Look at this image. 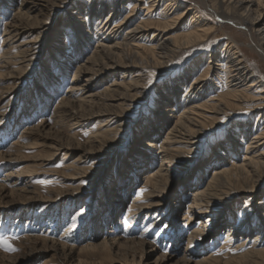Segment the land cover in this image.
Masks as SVG:
<instances>
[{
    "label": "rangeland",
    "instance_id": "obj_1",
    "mask_svg": "<svg viewBox=\"0 0 264 264\" xmlns=\"http://www.w3.org/2000/svg\"><path fill=\"white\" fill-rule=\"evenodd\" d=\"M177 1L173 7L169 0H126L116 14H110L111 6H103L104 0H53L48 11L38 14L45 4L38 0L40 5L25 17L33 25L32 32L9 39L4 28L16 10H29L22 0H0V97H5L0 98V238H6L14 249L0 241V264H184L186 248L191 253L190 264H264V251L252 254L264 249V170L253 177L245 161L247 143L264 126L263 112L254 109L256 100L231 102L219 119L206 122L190 149L173 159L172 177L162 186L163 203L157 211L149 215L143 209L136 214L139 211L132 207L138 197L143 205L156 200L145 194L163 162L157 158L158 143L170 135L185 112L183 103L173 107V99L200 88L204 89L200 99L192 98L199 104L226 100L218 99L230 90L221 56L230 48L229 36L245 52L254 78L264 77V57L256 46L260 39L250 35L243 16L233 13L227 2ZM91 4L99 14L91 19V26H85ZM77 5L81 10L70 22ZM189 5L195 9L178 19ZM166 10L168 14L176 11L169 20L162 15ZM129 14L117 41L139 23H153L143 37L126 40L132 46H127L126 53L137 51V43L141 46L136 52L138 61L150 63H138L136 70L142 76L124 73L119 65L108 67L107 55L95 49L97 29L109 21L106 29L111 30ZM196 14L205 21L206 31L214 28L207 40L188 48L174 47L161 57L153 53L150 48L156 46L164 24H171L162 33L173 38L172 45L186 43L194 31L192 24L197 23L191 22ZM34 45L36 53L24 65L19 64L22 51ZM118 51L124 56L120 48ZM121 54L118 64L124 60ZM4 56L13 60L7 68L1 67ZM94 58L100 64L94 79L87 72L77 79L78 66L90 64L87 61ZM208 65L212 71L202 88L194 81L206 75ZM137 76H141L140 88L125 100L126 88ZM75 81L93 85V92L104 93L105 99L78 109L86 115L80 124H74L68 115L57 121L54 113L61 115V102L76 100L83 92L69 90ZM108 110L117 113L115 120ZM97 111L104 114L90 116ZM108 120L115 129L104 141L94 142L97 126ZM244 130L245 138L241 136ZM143 137L150 141L148 145H140ZM56 142L65 148L52 155ZM215 158L221 162L215 163ZM215 168L232 176L242 168L243 175L236 180L224 178V191L211 203L212 213L220 215L202 227L212 218L200 213L201 223L206 224L200 226L195 219L190 222L187 206L194 190L205 188L213 178ZM183 181L191 186L184 188ZM251 208L254 212L245 222ZM198 226L204 228L201 241L192 237ZM227 233H232L230 241ZM257 235L261 239L255 241Z\"/></svg>",
    "mask_w": 264,
    "mask_h": 264
},
{
    "label": "bare ground",
    "instance_id": "obj_2",
    "mask_svg": "<svg viewBox=\"0 0 264 264\" xmlns=\"http://www.w3.org/2000/svg\"><path fill=\"white\" fill-rule=\"evenodd\" d=\"M52 1L53 0H45L44 6H42L40 8V10L37 11V13L38 14H44L43 12L48 11L49 8L51 7L50 4ZM125 1L126 0H109V1L104 0L103 6H106V7L109 6V8L111 6L110 14H112L114 12L117 13L118 10H120V6ZM176 2H178V1L177 0H169V5L170 6L173 5V7H174L176 5ZM200 2L203 5H206V0H200ZM223 2H227L230 5V7L232 8L233 13H235L238 17L243 16V19L245 21L244 24H246L248 26V28L250 29L249 33L251 36L256 35L259 37L260 45L258 44L256 46L258 47V50L260 51L261 55L264 57V47H263L264 46V3H261V2H264V0H223ZM223 2H221V3L223 4ZM21 4H22V6H25V7L27 6L28 7L27 9L29 11L26 12V11L22 10V7H20L18 5L20 7V9L18 8V10H16L17 12L15 15H13L14 18H13L12 22L8 23V25L6 24L7 26H5V28H4V33L7 34L9 39H18L19 37L23 36L24 34L32 32L31 29L33 28V25H29L28 22L25 21V17H28L30 15V12H32V10L37 5L39 6L40 4L38 3V0H22ZM154 6H155V4H153L151 9H153ZM79 9L81 10L79 5H77V8H75V10H73V12L70 13V15H71L70 16L71 19L69 17L70 22L73 21L74 16H76L77 10H79ZM87 9H91V11H90L91 13L89 12V15L86 18L85 26H91L92 25L91 19L95 18V16L97 14H99V11H98V8H96V7L94 8V6H92V4ZM194 9L195 8L192 7V5L187 6L185 11L178 15V19H181L185 12H190ZM212 11H213L214 15H216L217 17H221L220 12L215 11V10H212ZM116 13H114V14H116ZM174 13L168 14V10H166V13L162 14V15L164 16V18H167V20H169L168 18ZM110 14H109V18L107 20L110 19ZM131 15L132 14H129L126 16V18H123L120 21H118L112 27L111 30L106 29V26L108 25L109 21L105 22L100 28H98L97 29V33H98L97 35L99 36L98 37L99 38L98 39V47H95V49L97 48L96 53L104 52L107 55L109 61L105 62V64L108 67L116 68L119 65L121 70H124V73H128V72H134V73L138 72L139 73V71L136 70V68L138 66H140L139 65L140 63H142L144 65H148V64L150 65V63L148 62L145 64L144 63L145 61H142V62L138 61V59H140V58H137L138 53L136 54V52H138V49H141V46H139L137 43L134 44L135 48H137V51H135V52L131 51V52L126 53L127 52L126 51L127 46H129L128 49L130 47H132L131 45H129L130 41L127 42L126 40H127V38H129V40H130V38L133 40H136V38H138V37H143L145 35V31L150 29L151 27H153L152 26L153 23L151 24V23H148L146 21L143 22L144 24L139 23L137 26L126 30V34L122 38V41H117L118 33H120L119 30H121V28H125V26H127V25H125V19H129L131 17ZM200 17H202V16H200V14H196L195 19L192 17L191 22L193 23V21H194V23L195 22H197V23L192 24V28H194V31L192 33H190L188 40L183 45L177 46L176 43L172 45V41H174L173 38L170 36H165V33H162L164 31H166L168 24H169L168 23V24H164L163 27L164 28L166 27L165 29L161 30V28H160L158 35L161 37L158 39L156 46L151 47L150 49L153 50V53L156 56L159 55L161 57V55H164L165 53H167L169 50H171L174 47H177V48L187 47L188 48V46L196 45L199 42H203L205 39L207 40V38L210 37L211 33L214 31V28H211L210 30L206 31L205 30L206 27H204V24H203V23H205V21L203 22V19L202 18L200 19ZM196 19H198V20H196ZM38 21L39 20H36V22H38ZM169 25H171V24H169ZM186 38H187V35H186ZM229 40L231 41L229 43L230 48L226 51V53H224V55L222 53L221 56H222V58L224 57V59H222V60H223V62H225L226 67H227V75H228L227 80L229 79L228 88L230 90H228L229 91L228 94H224V95L220 96L218 99V100H220L222 98H226V100L225 101H219L218 103H215L214 100L216 101L217 99H213V100H210V103L207 101L206 103H200L199 104L198 101H195L192 98L197 99V97H199L198 99H200V96L204 93V89L200 90V88L197 91L194 89L190 90L189 93H191L193 91L190 96L188 95L189 93L186 92L182 98H179L178 100L173 99V101H172V102H174L173 107L177 106L178 102L183 103L185 112L178 118L176 124L171 129L172 131H171L170 135H167L160 143H158V149L159 150L157 151V158L161 159L163 162L160 163L158 169H156L157 171L153 174V179H152L153 181H151V184H150L151 186H149L150 190H148L149 192L147 194H145V195L151 197V200H153V199H156V200H153L155 202L152 201V203H149L147 205H143L140 202L138 203V201L141 199L138 197L135 200V203H133L134 206H132V207H134V210L136 209L139 211L136 214H139L140 211L143 209L149 210V213H148L149 215L152 212L157 211V207L163 203L162 198H160V191L163 188L162 186H165V185L167 186L168 182H170V180H171L170 178L172 177V172L170 170L172 169L171 164L173 162V159L175 157H177L182 151L189 150L190 147L193 145V143H195V141H197V138H198L199 134L201 133L202 128H204V126L206 125V122H209V121L214 120V119H219V115L226 113L225 109H227V107L230 106L231 102L232 103L235 102L236 104H241V103H244V101H248L249 99L256 100L255 101L256 104L254 106V109L260 110V112H263V114H264V77L260 76L258 79H257V77L254 78L256 73L250 68V66L248 65V61L243 56L242 53L244 51L242 52V50L238 47L239 45L236 46L233 43L234 40L231 36H229ZM10 42H11V40H10ZM96 45H97V43H96ZM27 47L28 48L26 49V51H24V52L22 51L23 55L18 60L19 64L24 65V63L27 62V58H29L34 53H36V51H34L35 45L34 46H27ZM119 48H120V51L123 52L124 56L118 51ZM98 50H99V52H98ZM131 50H132V48H131ZM6 54H7V52H6ZM120 54L124 57V60H123V62L121 61L122 63L118 64L117 62H118V57L120 56ZM100 56H102V55H100ZM4 57L6 60L4 62H2L1 67L7 68L8 64H10L13 60L10 58L7 59L6 56H4ZM101 58L103 59L104 57H101ZM87 62H89L90 64H82V66H80L81 65L80 64L79 65L80 67L78 66L79 69H78V71H76L77 72V74H76L77 79H78V76L83 72L88 73L89 79H94V77L96 76L97 72L95 71V67L98 65L100 66V64H98L96 58H94L93 61L88 60ZM101 66H102V64H101ZM103 67H104V65H103ZM148 67H150V66H148ZM211 71H212V66L208 65V67L206 69V75L201 76L200 78L196 79V81H194V82L196 84L201 83L202 84L201 87L203 88L206 84L205 82L209 80L208 74H210ZM139 74L141 75V73H139ZM135 75H134V77H136ZM140 77L134 78L135 81L134 80L130 81L131 84H130V86H128L126 88V91H125V96H124L125 100H129V93L137 91L140 88V86H139L141 84V78ZM77 79H75V80H77ZM92 86L90 84H88V85L80 84L79 82H76V81L74 83H72V87L69 89L70 91L76 90V89L79 91V89H80V90H83V92H82L80 98H78L76 100H63L61 102V105L59 106L60 108H62V112H60L61 115L56 113V112L54 113L56 120L62 121L61 119L63 118V116L68 115V117L71 116L73 118L72 120L74 121V124L82 123L84 121V118L86 115L82 116V114L78 111V109L81 110V108L85 104H90L93 101H95L96 99L97 100L105 99L103 97L104 93H102V94L99 92L94 93ZM75 94H77V93H75ZM127 94H128V96H127ZM176 94H177V92H174L173 96H175ZM78 96H79V94H78ZM0 98L2 99L5 97H3V95H1ZM110 98L112 99L113 96H111ZM177 98H178V96H177ZM172 102H170V103H172ZM172 109H171V111H172ZM209 112L211 114H208ZM106 113H108L109 116L115 120V118H116L115 115L117 116L116 112H114L113 110L112 111L108 110V111H106ZM102 114H104V113L97 111L95 113H91L90 116L93 117V116L102 115ZM110 126L111 125L109 123V120L108 121H102L97 126L98 130H96L97 133L94 136L93 141L97 142V143L99 141H104L107 138V136H109L113 132V130L115 129L114 127L110 128ZM241 134H242L241 136H243V138H245L247 136L246 135L247 131L244 130V132ZM141 139H142V141H141L140 145H142V146L148 145L150 143V141H143L144 137ZM247 144L248 145L246 147L245 161H247L246 164H248L251 168L250 171H248V172L253 173V177H258V176H260L261 172L264 170V126L261 127L259 129V131H257V134L255 136H253L251 138V141ZM63 148H65L63 144L56 142L55 146L53 147L54 153L52 155H55V153L61 151ZM220 162L221 161L219 158H215V163H220ZM162 165H169L170 167H167V168L161 167ZM242 168H240V169L237 168L234 172V176L230 175L225 169L219 170L218 168H215L217 171L214 172L213 178L208 182V184L205 186V188L202 189L201 187H197L194 190V192L191 194L192 195L191 200L187 206V211H186L189 215V217H187V220L190 222L193 221L194 219L198 220V222H199L198 225L201 226V224H204L205 221H203V223H201L202 222L201 221L202 216L200 215V213L201 214L207 213V214H209V218H212V219L206 220V223H208V224L202 225V227H208L210 225L209 222H211L213 220H217L216 216L220 215V213H218V212L212 213L213 212V208L211 207L212 200L214 198L218 197V195H220L221 191H224V189H223L224 178H226V176H228L231 180H236L238 178H241V176L243 175V172H241ZM186 183L184 181L182 183V185L185 186L184 188L191 186V185H189L190 184L189 182H186ZM193 183H195V182H193ZM197 183H199V182L197 181ZM218 184H220V185H218ZM134 210L132 212H134ZM248 212L249 213L245 215V219H244L245 222L248 219V217L252 214V212H254V209L251 208V209H249ZM153 214H155V213H153ZM200 226H198L199 228L197 230H195L194 234H192L193 235L192 237H194V239H197L198 241H201L204 238V228H200ZM228 228H229V226H228ZM231 236H232V233L231 234L227 233V237H229V241L233 238V237L231 238ZM246 236H247L246 238H248L249 235L247 234ZM259 236L260 235H257L256 237H254L255 241H258L259 239H261V238H259ZM249 238H251V237L249 236ZM187 249L188 248H186V251L184 252V255H183L182 260H181V261H183L184 264H190L192 261L191 258H188L189 257L188 253H190V250H187ZM263 251H264V249L263 250L259 249L258 251L256 250L257 253L252 252V254H258V253L261 254V252H263ZM190 255H191V253H190ZM201 261H204V259L200 260V262Z\"/></svg>",
    "mask_w": 264,
    "mask_h": 264
},
{
    "label": "snow or ice",
    "instance_id": "obj_3",
    "mask_svg": "<svg viewBox=\"0 0 264 264\" xmlns=\"http://www.w3.org/2000/svg\"><path fill=\"white\" fill-rule=\"evenodd\" d=\"M0 241H2L9 248V250H14V249H12V246L7 243L6 238H0Z\"/></svg>",
    "mask_w": 264,
    "mask_h": 264
}]
</instances>
